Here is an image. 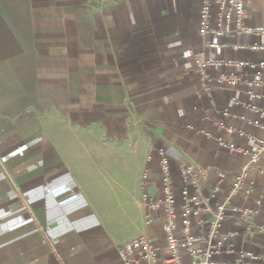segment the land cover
<instances>
[{
    "label": "crops",
    "instance_id": "1",
    "mask_svg": "<svg viewBox=\"0 0 264 264\" xmlns=\"http://www.w3.org/2000/svg\"><path fill=\"white\" fill-rule=\"evenodd\" d=\"M245 2V23L264 24V0ZM202 4L0 0V264H123L120 247L139 237L151 241L164 264L163 217L142 197L162 187L160 147L177 191L183 164L207 171L205 197L220 185L213 206L248 169L244 189L253 191L232 204L254 218L227 217L223 232L234 234L228 243L236 253L222 258L251 250L264 264V153L252 163L218 141L257 150L258 142L219 123L264 138L248 121L264 116L246 106L253 100L245 87L216 81L220 72L242 70L200 74L193 53L203 49ZM208 56L259 60L264 52L218 49ZM233 96L239 103H231ZM212 98L235 116L219 113ZM254 103L264 107V100ZM201 216L193 218L195 234L203 232Z\"/></svg>",
    "mask_w": 264,
    "mask_h": 264
},
{
    "label": "built area",
    "instance_id": "2",
    "mask_svg": "<svg viewBox=\"0 0 264 264\" xmlns=\"http://www.w3.org/2000/svg\"><path fill=\"white\" fill-rule=\"evenodd\" d=\"M212 0H203L200 11V35L203 39V49L195 51L193 58L197 68L204 79H210V69L225 68L240 69L241 73L229 74L220 72L216 77L218 85L242 86L253 101L246 106L264 116V107L254 101L264 100V92L259 89L264 87V58L233 59L220 56L209 57L210 51L218 49H232L237 51L264 52V42L256 41L244 43L237 40L244 36L264 37V24L249 25L245 23V0H218L214 12ZM224 39V40H217ZM215 109L225 116H235L227 108L222 109L212 98ZM231 103L237 104L239 100L233 96ZM248 121L264 130V121L260 118ZM220 126L229 132H238L241 137L258 142L255 151L241 146L235 142L226 141L218 137L222 148L236 151L249 156L252 163L260 160L264 153V138L247 133L243 129H236L233 125L220 122ZM207 136L211 133L202 130ZM160 156V174L162 187L157 196L144 192L142 197L146 206L152 211H159L163 217V230L166 236L167 255L164 264H259L262 256L254 251H239L237 257L222 258L224 255H233L236 249L229 245V240L234 235L223 232L224 223L230 215H238L243 220L252 221L254 212L241 205L232 204L233 200L240 197L242 192L251 194L253 187L244 189L248 169H242L233 182L229 195L216 206L211 204V199L221 192L220 185H215L210 197L203 195V184L208 178L206 170H197L190 164L180 167L181 188L177 191L176 179L172 169V162L165 148H158ZM225 172L219 173V180L223 181ZM204 213H206L204 215ZM201 214L198 226L203 230L201 234L194 233L193 218ZM264 230V227H261ZM56 243V239H51ZM120 259L123 264H160V258L151 241L146 237H139L122 245L119 249ZM189 257V261L186 260Z\"/></svg>",
    "mask_w": 264,
    "mask_h": 264
}]
</instances>
